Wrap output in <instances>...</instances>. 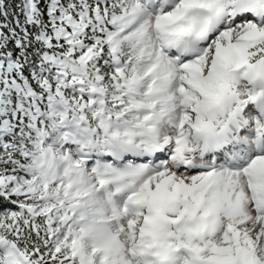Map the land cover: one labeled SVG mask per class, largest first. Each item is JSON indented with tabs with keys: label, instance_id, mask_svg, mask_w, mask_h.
I'll use <instances>...</instances> for the list:
<instances>
[{
	"label": "snow or ice",
	"instance_id": "snow-or-ice-1",
	"mask_svg": "<svg viewBox=\"0 0 264 264\" xmlns=\"http://www.w3.org/2000/svg\"><path fill=\"white\" fill-rule=\"evenodd\" d=\"M0 264H264V0H0Z\"/></svg>",
	"mask_w": 264,
	"mask_h": 264
}]
</instances>
